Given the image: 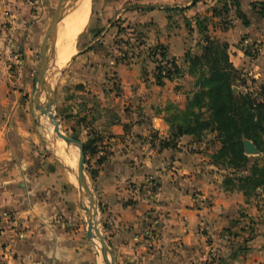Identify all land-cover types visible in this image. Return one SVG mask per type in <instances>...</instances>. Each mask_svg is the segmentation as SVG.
I'll return each mask as SVG.
<instances>
[{
    "label": "crops",
    "instance_id": "obj_1",
    "mask_svg": "<svg viewBox=\"0 0 264 264\" xmlns=\"http://www.w3.org/2000/svg\"><path fill=\"white\" fill-rule=\"evenodd\" d=\"M144 1L139 7L144 15L129 21L144 28L157 24L162 36L154 43L165 46L177 64L197 42L189 43L182 23L170 28L168 14L183 10L194 16L208 8L209 36L229 45L230 62L255 82L249 83L252 89L264 87V0H238L248 27L232 8L225 18L213 17V9L221 10L227 0ZM48 25L44 0H0V264H104L88 239L76 190L46 157L34 106V77ZM246 40L260 47L255 58L247 55ZM93 51L82 57L91 60L80 68L76 90L85 105L77 107L92 102L84 109L88 128L82 130L86 141L90 129L101 138L98 155L89 158L90 177L115 263L264 264V193L248 198L224 185L228 172L211 162L221 147L216 134L201 141L185 136L175 150L150 143L169 139L172 106L185 109L197 91V77L183 66L184 75L160 86L152 58ZM59 59L58 53V66ZM42 99L41 93L45 106ZM72 180L78 183L74 174Z\"/></svg>",
    "mask_w": 264,
    "mask_h": 264
},
{
    "label": "trees",
    "instance_id": "obj_2",
    "mask_svg": "<svg viewBox=\"0 0 264 264\" xmlns=\"http://www.w3.org/2000/svg\"><path fill=\"white\" fill-rule=\"evenodd\" d=\"M221 4V10L213 9V17L225 18L232 8L245 27L250 25L238 0H227ZM260 6L263 13L264 3ZM191 22L186 20L185 24L189 33H198L200 42L197 46L201 54L187 51L182 65H179L175 58L169 57L165 46L157 44L148 48L149 57L156 63L155 79L158 85L162 86L165 81H174L184 75L183 66H187L190 76L197 77V91L187 100L185 109L180 110L172 106V115L168 119L169 139L152 138L150 143L157 141L162 151L175 150L185 136L201 141L206 134H216L221 147L211 156V162L228 172L224 185L229 188L237 187L248 198L256 196L258 191L264 193V87L256 86L257 88L252 89L255 82L248 80L230 62L229 45L209 36L207 19H195L194 27ZM118 31L122 34L123 30L118 28ZM141 44L143 47L144 44ZM93 50L92 47L88 51ZM247 55L250 56V53ZM241 87L247 92L234 91V88ZM108 114L114 124L120 123L116 114ZM85 121L86 118H82L79 123ZM89 131L88 140L84 143V152L86 158H93L99 153L98 143L101 138L96 131ZM73 138L79 139L78 136ZM245 140L256 146L261 158L248 157L245 154ZM228 165L231 166L230 170ZM262 211L264 212V205Z\"/></svg>",
    "mask_w": 264,
    "mask_h": 264
},
{
    "label": "rangeland",
    "instance_id": "obj_3",
    "mask_svg": "<svg viewBox=\"0 0 264 264\" xmlns=\"http://www.w3.org/2000/svg\"><path fill=\"white\" fill-rule=\"evenodd\" d=\"M60 0H44V4L47 7V16H48V24L50 25L53 14L58 6ZM90 16L88 19V23L82 32V34L77 38L76 40V53L73 57V60L70 61V63L66 64L64 67L58 66V62L56 61L58 51L60 48L61 43L63 42V39L65 37V29H66V19L63 21L61 31L59 32V35L56 39V42L54 43L52 47V52L50 54V71L56 72L59 71L58 74L54 79H52V87L55 89L57 93V101L54 107L55 114L57 116V119L61 123L62 131L65 135L70 137L78 136L79 141L85 143L86 138L83 132V128H88L87 120L83 123H79V121L83 117L84 109L87 106H90L92 102L87 101L86 107H77L79 102L82 103V105H85L83 95L80 94L76 90L77 83L82 80V72L80 71L81 66H84L87 68L90 65V60L88 61L82 60L83 56H86L88 54V48L91 46H94V53L100 54L104 57H120L121 58H127L132 59L134 56L139 54L140 56H144L146 60L150 59L148 48L154 47L157 44L156 40H159V37L161 32L159 31V27L157 24H155L153 21L149 24L145 25L144 27L136 25V21L130 22L129 17H137L140 18L142 15H144L145 12H142L140 10V6H146L143 2L144 0H90ZM222 7V6H221ZM192 12V11H191ZM209 9L205 8L204 11H201L200 13H195L196 15L190 16V11L184 12L183 10L180 12V14H177L176 11L171 12L168 14L170 18L168 19V23L170 25V28L175 29L176 25L179 23H182L184 25L185 32L188 33V40L191 44L192 42L190 40L196 39L197 42L196 45L200 42V37L197 34V32H188V27H186L185 20L187 19L186 16H190V19L187 20H195L198 17L200 19H205V14L209 13ZM186 13V15H184ZM161 20L160 18L158 19ZM65 23V24H64ZM103 23V29H102V35L100 37L95 35V31L102 28ZM49 25L47 26V30L49 28ZM192 26H195L194 23L191 22ZM119 30H123L122 34L119 33ZM108 29V31H107ZM46 30V31H47ZM150 37H148V35ZM196 36V38H195ZM97 38L95 43H93L94 38ZM148 37V38H147ZM104 45H103V43ZM141 43H143V47H141ZM153 43V44H151ZM151 44V45H149ZM191 48L189 51H191L192 54H201L200 49L198 46L195 48ZM199 49V50H198ZM148 55V56H147ZM88 62V63H86ZM40 64V53L38 58V68L35 73L34 77V91H33V97L35 95L36 91V75L39 69ZM62 68V69H61ZM50 72V73H51ZM85 88H88L90 90V87L86 84ZM239 92V90L237 91ZM240 92H246L243 89H240ZM43 99L42 103L44 105L49 102V95L42 91ZM83 98V99H82ZM35 106V103H34ZM36 108V106H35ZM38 121L40 128L43 131V141L44 144L47 146L46 157L50 158L53 162H55L64 176L68 178L70 185L76 190V193L79 197V200L82 202V206L88 208L89 203L87 198H81V193L78 189V183L73 182L72 176L73 174L77 177V166L75 168L69 167V164L66 163L67 159L65 157V154L63 153V150L67 154H69L67 151L69 149H75L77 158L79 159V150L77 147L74 146H68L65 142L60 140L54 133V127L52 124H50V118L48 116L43 115L38 109ZM101 114L98 112V115ZM62 150V151H61ZM69 158V155H68ZM86 177H87V183L88 185L94 189L92 180H91V161L89 158H86ZM75 169V170H74ZM95 191V190H94ZM80 213L83 216V225L85 230H87L88 225L86 221V212L83 208H79ZM95 248L94 251L99 253V256L101 260H103V255L101 252V244L98 240V237H95L93 239ZM100 248V249H99ZM99 250V251H98Z\"/></svg>",
    "mask_w": 264,
    "mask_h": 264
},
{
    "label": "water",
    "instance_id": "obj_4",
    "mask_svg": "<svg viewBox=\"0 0 264 264\" xmlns=\"http://www.w3.org/2000/svg\"><path fill=\"white\" fill-rule=\"evenodd\" d=\"M79 2L80 0H60L53 14L51 23L45 34L44 40L40 48V64L35 79L37 86L34 95V103L36 108L43 115L45 116L46 114L49 115L51 121L50 124H52V126L54 127L55 135L60 140L65 142L68 146H74L78 148L79 150V159L77 166L78 189L81 193V198L82 199L87 198L89 203L88 208L83 207L81 205L84 211L86 212V221L88 225L87 228L88 239L92 242L95 248L93 239L95 237H98L101 244V252L103 255L104 264H116L110 248V244L104 235L103 227L99 219V204L96 199L95 191L94 189L92 190V188L87 183L86 168H85L86 156L84 152V143L70 136H67L63 133L61 128V123L57 119L54 110L57 101V93L55 89L52 87V79L56 77L59 71L56 72L50 71L51 48L56 42V39L62 28L63 21L67 16L70 15L72 10L76 7V5ZM42 91H45L49 95V102H47L45 106H41L39 103V99ZM234 91L236 92L237 88H235ZM243 144H244L245 154L247 156H258L260 154L256 146L252 142L245 140ZM228 167L230 168V165H228ZM96 253L99 256V253L97 251Z\"/></svg>",
    "mask_w": 264,
    "mask_h": 264
},
{
    "label": "bare ground",
    "instance_id": "obj_5",
    "mask_svg": "<svg viewBox=\"0 0 264 264\" xmlns=\"http://www.w3.org/2000/svg\"><path fill=\"white\" fill-rule=\"evenodd\" d=\"M90 5H91L90 0H80V2L72 10L70 15L65 18L66 24H67L66 29H65L66 40H65L64 45H63L64 41L61 43L59 51H58L59 57H60L59 64L61 67H64L66 64H68L76 53V40L82 34V32L84 31L88 23V19L90 16ZM51 52H52V49H51ZM46 116L49 117V115L47 114ZM67 152L69 154H67L66 156L65 150H63V153L65 154V157L67 158L65 159L67 160L66 163L69 164V167L75 168L77 166V161H78L76 151L75 149L71 148ZM68 155H69V158H68Z\"/></svg>",
    "mask_w": 264,
    "mask_h": 264
},
{
    "label": "built area",
    "instance_id": "obj_6",
    "mask_svg": "<svg viewBox=\"0 0 264 264\" xmlns=\"http://www.w3.org/2000/svg\"><path fill=\"white\" fill-rule=\"evenodd\" d=\"M243 46H244L245 50L247 52H249L250 55L254 58L256 56H258V53L261 51V49L258 45H255L254 43H252L251 41H248V40L243 42ZM121 180H122V182L127 183V179L122 178ZM151 186H153V184H151Z\"/></svg>",
    "mask_w": 264,
    "mask_h": 264
}]
</instances>
